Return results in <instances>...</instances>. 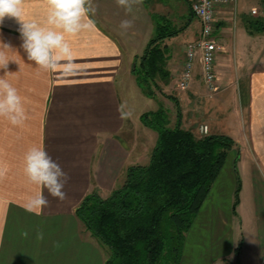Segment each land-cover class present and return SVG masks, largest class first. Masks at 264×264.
Here are the masks:
<instances>
[{"label":"crops","instance_id":"obj_1","mask_svg":"<svg viewBox=\"0 0 264 264\" xmlns=\"http://www.w3.org/2000/svg\"><path fill=\"white\" fill-rule=\"evenodd\" d=\"M183 2L189 17L190 5ZM93 3L95 26L67 37L81 65L70 78L43 72L27 60L14 19L6 18L0 25V41L13 48L8 52L14 61H9L7 78L23 97L28 117L23 126L0 119V164L8 169L0 180V264H104L105 248L77 217L76 208L94 191L110 195L125 182L129 165L149 162L156 144L157 132L147 130L142 113L134 114L131 105L133 95L142 92L132 66L153 35L151 15L144 0L131 13L115 0ZM23 7L26 20H45V0H24ZM243 7L241 0L219 7L220 53L235 54L237 36L246 38L253 50L255 38L264 35L246 29L245 37L240 35ZM253 9L257 13L251 12V18L263 20L264 15L263 19L257 15L260 8L253 5ZM124 19L133 21L126 32L119 27ZM194 19L200 26L193 17L175 37L193 36L189 27ZM259 54L258 64L248 67L237 81L217 63L218 54L219 91L211 99L200 85L204 78L198 62L189 93L179 99L181 106H187L183 127L200 134V125L206 124L207 134H225L236 142L186 235L180 264H264V48ZM33 145H43L69 178L63 189L65 200L44 189L48 206L29 212L28 198L41 191L23 172L24 154ZM238 178L241 191L234 209Z\"/></svg>","mask_w":264,"mask_h":264},{"label":"trees","instance_id":"obj_2","mask_svg":"<svg viewBox=\"0 0 264 264\" xmlns=\"http://www.w3.org/2000/svg\"><path fill=\"white\" fill-rule=\"evenodd\" d=\"M190 14L180 28L163 15H153V35L132 66L146 96L154 98L155 90L163 92L159 81L170 82L167 64L171 55L168 45L162 44L190 24L195 17ZM249 23L253 27L261 21ZM168 97L178 106L174 126L167 124L163 108L140 117L158 134L149 162L129 165L125 182L110 195L103 197L94 191L76 208L77 217L105 248L104 264H180L186 235L236 145L228 135H201L183 127L179 99ZM240 191L238 178L234 209ZM240 247L241 243L235 249L237 256Z\"/></svg>","mask_w":264,"mask_h":264},{"label":"clouds","instance_id":"obj_3","mask_svg":"<svg viewBox=\"0 0 264 264\" xmlns=\"http://www.w3.org/2000/svg\"><path fill=\"white\" fill-rule=\"evenodd\" d=\"M126 13L133 11V6L142 0H115ZM47 15L43 22L26 20L24 0H0V25L4 20L14 19L19 26L21 48L27 60L33 62L43 72L59 73L70 78L81 70L76 63L71 43L67 37L80 34L95 26L91 16L95 15L93 0H45ZM133 26V21L124 19L119 27L125 32ZM13 50L8 43L0 41V69L5 75L0 76V119H5L13 126H23L27 113L23 97L7 78L9 61L8 52ZM23 172L30 184L41 191L30 196L25 204L26 211L34 212L48 206V199L43 190L60 201L66 199L63 191L68 175L61 166L47 153L43 145H33L24 154ZM8 169L0 164V180L7 175ZM27 235V233H24Z\"/></svg>","mask_w":264,"mask_h":264},{"label":"rangeland","instance_id":"obj_4","mask_svg":"<svg viewBox=\"0 0 264 264\" xmlns=\"http://www.w3.org/2000/svg\"><path fill=\"white\" fill-rule=\"evenodd\" d=\"M183 1L184 0H144V3L147 7V11L151 15V20H152L151 23L153 29L155 27V23L153 20L154 14L163 15L169 18L174 26L179 28L182 27L186 23V21H188L187 20L188 16L186 14L187 8H185L187 6ZM241 1L243 2L244 7L242 9L240 8L239 11L244 15L245 23L244 25L242 24L241 27L238 28V30L240 31V35L245 37L244 36V34H246L245 29L248 30V32H251V30H253L254 33L258 34L260 32H263L261 34H264V19L262 18V15H264V2H263L264 0H241ZM253 5H256L258 8H260L258 10L257 15L261 17L263 20L251 18L250 16L251 6ZM249 10L250 12L248 13ZM249 21L252 22L261 21V23H259L258 26L253 25V27H251ZM189 28L191 29L190 31L193 36L189 37L188 39H180V37L178 38L171 37L163 42L162 45L164 44L168 45L169 54L171 55L167 64V68L170 70L171 73L170 82L164 83L159 81L163 92L161 93L155 90L156 96L153 99H149L150 97L148 98V96L146 97V95L142 93L143 91L137 92L138 95L137 93L133 95L132 97L133 103L131 105L134 114L138 112L144 113L146 111H154L159 108H163L165 110L167 124L169 126H174V124L176 123L177 115H178V106L176 105L173 99L168 97V95H173L178 99L181 98L183 99L184 96L189 93V90L192 86L191 83L188 89H182L178 85V81L180 80V74L184 66L186 45L189 42L194 41L196 38H198L197 36L200 34V26L197 24L195 19L192 21V24L190 25ZM247 39H252V37ZM255 42H256L254 44L255 48L253 50H250L248 45H250L251 43H249L246 40V38L245 40H242L241 37L237 36L236 39L237 51H235V54H233L229 50L220 53L221 51H223L222 49L218 52L220 56L217 63L218 64L220 63L223 69H229L231 77L233 76V78H235V81L239 80L242 73H244L248 67L258 64V62L261 60L259 53L264 48V35L258 36V38L256 37ZM198 62H200L199 58H197L195 61V67L193 73L195 72L197 66H199ZM200 85H202V88L205 89L208 95H210V99L213 96L215 97L219 91V88H217V90H212V91L208 90L205 82L203 81L202 82L200 81ZM128 99L130 100L129 97ZM180 108L183 113V109L184 108L187 109V106L180 105ZM147 130L151 131L152 133H156V131L150 128H147ZM147 136L145 135V140L149 141V138ZM241 233L242 230L240 229V237H241ZM239 243L242 244V239H240Z\"/></svg>","mask_w":264,"mask_h":264},{"label":"built area","instance_id":"obj_5","mask_svg":"<svg viewBox=\"0 0 264 264\" xmlns=\"http://www.w3.org/2000/svg\"><path fill=\"white\" fill-rule=\"evenodd\" d=\"M194 16L200 23L199 37L186 45V55L184 66L180 74L178 85L182 89H188L193 80V70L195 61L199 58L202 66L204 82L208 90H217V72L216 60L218 52L222 49L216 37L219 29V20L217 11L221 6L231 5L237 0H186ZM252 14L257 13V9H253ZM201 135H205L209 131L206 124L199 127Z\"/></svg>","mask_w":264,"mask_h":264}]
</instances>
